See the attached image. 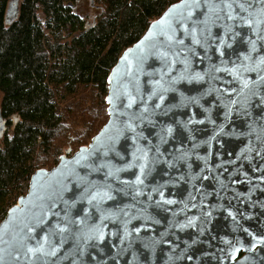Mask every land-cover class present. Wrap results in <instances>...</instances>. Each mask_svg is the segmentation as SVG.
Returning a JSON list of instances; mask_svg holds the SVG:
<instances>
[{
  "label": "water",
  "instance_id": "water-1",
  "mask_svg": "<svg viewBox=\"0 0 264 264\" xmlns=\"http://www.w3.org/2000/svg\"><path fill=\"white\" fill-rule=\"evenodd\" d=\"M248 2L250 18H264ZM19 4L9 3V22ZM185 5L122 53L108 120L90 143L31 176L0 223V264H264V24L234 37L222 25L239 21L210 13L211 36L198 31L196 44ZM173 29L183 45L168 46ZM5 125L0 113V136Z\"/></svg>",
  "mask_w": 264,
  "mask_h": 264
},
{
  "label": "trees",
  "instance_id": "trees-1",
  "mask_svg": "<svg viewBox=\"0 0 264 264\" xmlns=\"http://www.w3.org/2000/svg\"><path fill=\"white\" fill-rule=\"evenodd\" d=\"M0 0V223L39 169L107 122L108 76L122 53L181 0ZM85 9V8H83ZM97 11L93 21L87 12Z\"/></svg>",
  "mask_w": 264,
  "mask_h": 264
},
{
  "label": "snow or ice",
  "instance_id": "snow-or-ice-1",
  "mask_svg": "<svg viewBox=\"0 0 264 264\" xmlns=\"http://www.w3.org/2000/svg\"><path fill=\"white\" fill-rule=\"evenodd\" d=\"M258 2L261 5H264V0H258ZM188 9V13L186 17H183L181 20V24L183 25L185 21H190L192 27L190 29L185 28V31L193 36V42L196 44H199L200 41L196 39L197 32L199 31V35H204L205 32L208 33L209 36H211V28L208 26L209 21L211 20V16L209 15L210 13H218V12H225L224 17H219L217 16L216 19H224L226 21H233L239 23H234V24H228L225 23L222 25L224 29L225 35L228 33H233V36H238V32H234L233 29L234 27H241V26H247L248 28L253 30L254 34H258L259 32V27L261 24H264V18H256V19H251L252 17V12L250 9L252 8V4L248 2V0H219V3H214L213 0H204V3L202 5L201 0H186V5ZM207 7L208 12L204 14V20H192V15H193V10L200 8V7ZM236 8H239V13L235 11ZM260 15L261 17H264V7H262L260 10ZM240 13H248L247 16L240 15ZM203 24L204 27L198 29V25ZM212 24H215V21H212ZM255 26V27H254ZM259 39H264V37H258ZM215 39L219 40L220 46H224L226 44V41L223 36L216 37ZM168 40V46L170 47L173 43L177 45H183L184 41L183 40H178L176 39L175 36V29L172 30V33L168 35L167 37ZM231 44H227V47H231ZM250 46H251V51L255 52L256 49V43L255 41H250ZM178 54V53H175ZM158 58L165 62L167 64L169 53L167 51H158L156 53ZM221 55L223 53L221 52ZM251 57H245V59H250ZM260 62L264 63V57L260 58ZM219 70V69H218ZM226 71L234 72L235 69H225ZM245 70H250L245 68ZM264 79V78H262ZM248 82L244 81L243 82V87H247ZM163 99V97H161ZM141 169L143 170V166H141ZM111 175V173H109ZM138 182H141L139 180V177L137 178ZM163 195V193H161ZM167 203H171V201H166ZM65 228H59V231L63 232L65 231Z\"/></svg>",
  "mask_w": 264,
  "mask_h": 264
},
{
  "label": "rangeland",
  "instance_id": "rangeland-1",
  "mask_svg": "<svg viewBox=\"0 0 264 264\" xmlns=\"http://www.w3.org/2000/svg\"><path fill=\"white\" fill-rule=\"evenodd\" d=\"M79 4L81 5V6L79 7V11H80V13L85 12V11L88 9V6L90 5L89 2H84V3L82 4V3H81V0H80ZM83 8H85V9H83ZM87 14H88L87 16H88V18H89V21H93V19H94L95 16L97 15V11H91V10H89V11L87 12ZM1 100H2V94H0V104H1ZM94 136H95V135H94ZM94 136H93V137H94ZM93 137H92V138H93ZM89 143H90V142H89ZM89 143H88V144H89ZM88 144H87V145H88ZM81 147H82V146H81ZM79 148H80V147H79ZM79 148H78V149H79ZM69 149H70V148H65V149H64V152H63V155H64ZM78 149H77V150H78ZM77 150H76V151H77ZM71 152H72V149H71ZM61 156H62V154H61ZM61 156H60V157H61ZM56 165H57V164H56ZM56 165H55V166H56ZM53 167H54V166H52V167H51V166H50V167H45L44 169H51V168H53ZM42 169H43V168H42Z\"/></svg>",
  "mask_w": 264,
  "mask_h": 264
},
{
  "label": "flooded vegetation",
  "instance_id": "flooded-vegetation-1",
  "mask_svg": "<svg viewBox=\"0 0 264 264\" xmlns=\"http://www.w3.org/2000/svg\"><path fill=\"white\" fill-rule=\"evenodd\" d=\"M3 119V118H2ZM4 120V119H3ZM6 126V125H5Z\"/></svg>",
  "mask_w": 264,
  "mask_h": 264
}]
</instances>
